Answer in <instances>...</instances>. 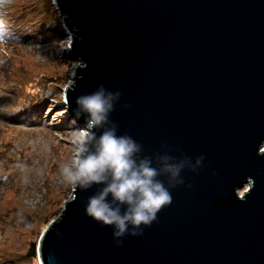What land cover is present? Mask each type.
Masks as SVG:
<instances>
[{"label":"water","instance_id":"obj_1","mask_svg":"<svg viewBox=\"0 0 264 264\" xmlns=\"http://www.w3.org/2000/svg\"><path fill=\"white\" fill-rule=\"evenodd\" d=\"M76 69L63 90L122 93L111 119L144 154L205 157L142 235L117 245L73 187L27 256L40 264H264V0H55ZM70 58V59H71ZM78 128V127H77ZM247 187V189H245ZM245 189L242 193L240 190Z\"/></svg>","mask_w":264,"mask_h":264},{"label":"rangeland","instance_id":"obj_2","mask_svg":"<svg viewBox=\"0 0 264 264\" xmlns=\"http://www.w3.org/2000/svg\"><path fill=\"white\" fill-rule=\"evenodd\" d=\"M4 35L14 42H0V217L24 210L38 228H0V264H40L27 251L73 189L60 168L79 126L67 119L62 95L76 61L64 47L69 32L55 0H0Z\"/></svg>","mask_w":264,"mask_h":264},{"label":"clouds","instance_id":"obj_3","mask_svg":"<svg viewBox=\"0 0 264 264\" xmlns=\"http://www.w3.org/2000/svg\"><path fill=\"white\" fill-rule=\"evenodd\" d=\"M0 38H3L0 36ZM69 33L64 47L71 44ZM77 60L75 69L86 68ZM82 79V73H74ZM122 96L121 91L99 84L94 91L75 97L71 119L80 121L71 137L73 151L60 173L65 182L80 191L102 185L88 196L85 213L102 225L111 226L117 245L127 235H142L144 228L173 200L172 189L185 184L184 170L199 173L205 157H177L167 145L154 155L144 154L143 145L132 135L120 133L110 117Z\"/></svg>","mask_w":264,"mask_h":264},{"label":"trees","instance_id":"obj_4","mask_svg":"<svg viewBox=\"0 0 264 264\" xmlns=\"http://www.w3.org/2000/svg\"><path fill=\"white\" fill-rule=\"evenodd\" d=\"M7 38H8V36L4 35V38L0 39V42L3 43V44H6V45H8L11 42H14V41L7 40ZM12 45L16 46L15 49L20 47V46H18L16 44H12ZM21 47L23 48V46H21ZM64 62H67V60H64ZM16 68H17V65H16ZM48 79H49L50 83H54L55 82L54 79H52L51 77H49ZM11 212L9 213L10 216L5 215L3 218L0 217V223H1V227L0 228L2 230L8 231L9 228H11V227H16L17 228V226H22L24 228V230H25L27 228L26 226H28L29 224L30 225L35 224V226H36V221L34 220V216L32 214H29L28 212H25L24 210H22L20 213H17L16 211H15V213L13 211H11ZM59 212H60V210H58L56 213H54V212L51 213L50 214L51 217L49 216L48 222H50L53 217L57 216L59 214ZM48 222L46 221V224H48ZM37 228H38L37 226L34 227V229H37Z\"/></svg>","mask_w":264,"mask_h":264}]
</instances>
